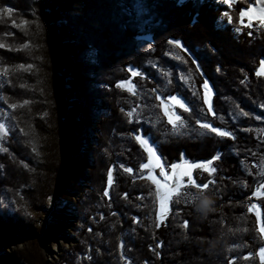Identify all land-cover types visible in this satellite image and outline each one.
Masks as SVG:
<instances>
[{
  "label": "trees",
  "instance_id": "obj_1",
  "mask_svg": "<svg viewBox=\"0 0 264 264\" xmlns=\"http://www.w3.org/2000/svg\"><path fill=\"white\" fill-rule=\"evenodd\" d=\"M57 1L0 0V8L13 9L0 14V69H8L7 75L0 72V115L8 130L0 137V149H6L0 151V239L27 222L41 192L57 188L56 194H78L75 232L82 240L75 256L93 264H227L232 256L238 257L234 264H260L256 251L264 240L248 207L258 205L264 223V197L251 196L264 183V77L255 75L264 59V28L245 27V17L243 25L237 23L248 0H236L231 8L215 0H84L77 12L52 11ZM224 11L231 25L222 21ZM235 27H241L239 34ZM169 39L182 47L169 45ZM129 66L143 78L132 76ZM205 80L215 115L203 103ZM157 95H178L190 107L184 113L173 106L185 119L179 132L167 124ZM10 103L17 108H8ZM240 109L250 115L238 116ZM197 117L235 138L193 132ZM137 128L151 138L167 173L181 154L198 162L221 152L212 176L193 172L197 182L215 181L202 193L212 200L205 216L195 212L193 200L187 202L186 193H201L184 189L156 227L155 185L146 179L148 170L139 168L147 154L129 135ZM185 220L187 229L180 227ZM26 244L10 253L0 250V264H47L36 240ZM249 252L251 257L240 259Z\"/></svg>",
  "mask_w": 264,
  "mask_h": 264
},
{
  "label": "snow or ice",
  "instance_id": "obj_2",
  "mask_svg": "<svg viewBox=\"0 0 264 264\" xmlns=\"http://www.w3.org/2000/svg\"><path fill=\"white\" fill-rule=\"evenodd\" d=\"M177 4H182L185 2V0H176ZM217 4L220 5H228L229 8L232 7V4L236 2V0H215ZM255 7L253 6V0H248L247 9L245 10L243 7H241L239 11V19L237 23L244 24L243 17H248V23L244 25L245 27L251 29L253 27L257 28H264V0H254ZM147 7V5H145ZM13 12V9L11 7H3L0 8V14H3L4 16H8ZM222 17L227 18V23L231 25L233 23V18L231 15H229L228 11H224L221 13ZM255 18L258 21V25H253L251 23L252 19ZM241 27H235L234 31L239 34L241 32ZM249 36L253 35L251 31L247 33ZM169 45H176L181 46V42L179 40H173L169 39L167 41ZM4 44L0 43V48H3ZM182 47V46H181ZM182 50H184L182 48ZM165 55H169V53H165ZM176 60H180L181 57L175 56ZM193 64L196 63L195 60L192 61ZM15 67H24L23 65L15 66ZM28 67H31L30 65ZM153 68L156 67V65H152ZM14 70V69H13ZM219 70V69H218ZM129 71L131 72L132 76H141L143 78V74L135 69L132 66H129ZM197 71H199V68H197ZM0 72L2 74L7 75L8 69H0ZM165 76L168 75V73H164ZM255 75L257 77H264V59H261L259 61V67L255 70ZM248 79L247 76H244L243 79L240 80L241 84H244L245 81ZM171 83V81H169ZM123 82H117V86H122ZM133 85H130L127 90L131 93L133 92ZM204 89L205 95L203 99L204 105H207V113L209 115H215L212 106L209 103V96L211 95V88L209 87V83L207 80H205L201 86ZM155 91V90H153ZM196 93H193V96H195ZM156 99L161 101L160 109L163 111L164 116L167 118V124L172 127L173 131L179 132L181 129H183L185 124V119L181 118V115L176 114L175 112H170L169 108H165L164 106V100H162L161 96L157 95ZM166 101L169 102L170 106H178L184 113L190 112V107L186 106L187 102L183 101V98H178V95H169L166 98H164ZM24 103H27V101H24ZM10 109H16L17 104L10 103L7 105ZM139 107V105L137 106ZM261 107H264V105H261ZM136 109H132L131 111H128L126 115L129 117V123H132L131 117L133 115V112ZM123 111V109L121 110ZM203 112V109L200 110ZM7 115V113H5ZM238 116H244L247 117L250 115L249 112L244 111L243 109H240L237 112ZM14 119V117H12ZM256 119H260L259 116L256 117ZM223 122V121H221ZM195 123L198 125V128H193L192 131L196 132L197 134H202L200 130H207L208 133L215 134L216 137L220 138H235L234 134L230 132L229 130L222 129L220 127L213 126L211 123L206 121H201L198 117L195 120ZM23 132V129H21ZM242 131H248V129H242ZM8 134L7 126L3 121H0V137L6 136ZM130 136L134 138L136 143L140 146V148L143 149V151L147 154V162L140 163L139 168L141 170L147 169V176L146 179L151 181L153 185H155V199L158 203L159 207L156 210V227L159 228L161 226V221L165 218L166 214L169 211V202L172 199V197L175 195L178 197L177 203H179V197L182 195V192L184 189H196L197 192L203 193L205 189L209 187V183L214 184L215 181H208V182H197L196 179H194L193 172L194 170H202L204 172H207L209 176H212L213 173L217 171L216 167H212L214 161H217L221 157V152L219 150L216 151L214 155H212L209 159L205 161H198V162H190L183 159V154H181V162L179 164L173 163L169 165L173 171L171 173H167L165 171V166L161 163L162 157H160L157 154V151L154 149V147L151 145V138L147 137L146 134L143 132V129L137 128L129 133ZM0 151H6V149H0ZM255 166V165H254ZM2 167V166H0ZM123 168V171L126 173H132L133 169L129 167H124L123 165L120 166ZM159 169V175L163 177L164 182L161 183L159 180H157L153 174L152 169ZM179 169V172L176 170ZM113 169L112 167H109L108 174H107V183L110 185L113 183V176H112ZM140 178H145L141 176ZM186 178V179H185ZM221 179H224V177H221ZM261 189H264V183H261L258 185V187L251 192L252 197H264V191H261ZM151 194V193H150ZM104 195L107 197L109 195V189L105 187L104 189ZM126 195V194H124ZM187 195V202H190L193 200L196 195L192 192L186 193ZM139 198V197H138ZM203 207H208V201L203 202ZM258 206L256 204H250L248 207V211L251 212L253 209L257 208ZM211 211V209L209 210ZM115 215V213H113ZM137 217L132 218V222H137ZM257 225L260 224V215L257 213ZM181 228L187 229L188 227V221L185 220L180 225ZM91 231V229H89ZM229 231H232L229 229ZM257 231L260 233V238L264 240V227H258ZM118 247L123 248V242H121ZM157 249L161 247V242H157L156 246ZM238 247V245H232L228 251H232L234 248ZM151 250V246H150ZM253 254L251 252L247 253L243 257H240V259L247 260L249 257H251ZM256 255L259 257L260 264H264V246H261L257 249ZM156 256L159 257L160 253L156 252ZM121 260H126V258L121 254L120 256ZM238 257L232 256L230 259L227 260V264H234V261H236Z\"/></svg>",
  "mask_w": 264,
  "mask_h": 264
},
{
  "label": "rangeland",
  "instance_id": "obj_3",
  "mask_svg": "<svg viewBox=\"0 0 264 264\" xmlns=\"http://www.w3.org/2000/svg\"><path fill=\"white\" fill-rule=\"evenodd\" d=\"M83 2L79 1V9ZM62 11H66L68 6L64 5ZM255 7V4L253 5ZM72 8V7H71ZM74 12H77V4L76 7H73ZM69 11V10H67ZM53 14V13H52ZM54 16V15H53ZM54 18V17H53ZM248 19V17H245ZM252 20L257 21L255 18ZM223 22L226 21V17L222 19ZM258 22V21H257ZM205 95V92H204ZM212 95V92H211ZM211 95L209 96V103H211ZM164 100L165 108H169V111L172 112L173 106H170L169 102ZM0 121H3L1 119ZM157 179H159L162 183L164 182L163 177L159 175V169L154 168ZM87 186L85 185V188ZM57 188L54 189V192L51 194L49 192L46 193V189L41 192V202L39 203V208L32 211L27 217V222L25 224L20 225V230H16L18 232L14 234H8L7 236L0 239V250H6L7 252H12L14 249H20L24 246H28L26 243L33 239L38 243V248L42 252V256L47 262V264H67L68 260L73 259L75 261H70V264H93L92 260L88 258H84L83 254L81 256H75V250L80 245L79 242L81 237L75 230H78V222H77V212L74 206V203L78 197L77 195L66 196L65 194L60 195L56 194ZM65 207L66 212L69 210H73L75 215L73 219H71V224L69 226L64 225L63 223H57V212L59 206ZM170 205V202H169ZM54 207L53 212L50 214L46 226L42 230L43 222L45 219V215L51 207ZM258 206V205H257ZM159 205H157V208ZM64 210V209H63ZM62 211V210H61ZM254 214L257 216V213L260 215V224L259 227H264V223H262V216L259 207L252 210ZM65 212V211H63ZM167 215V214H166ZM166 217V216H165ZM72 218V215H71ZM62 228H65L64 230ZM60 233H56V231ZM38 235V236H37ZM9 236H12L9 238ZM17 236H21L18 238ZM8 237V239H6ZM82 246V245H81ZM54 248V249H53Z\"/></svg>",
  "mask_w": 264,
  "mask_h": 264
},
{
  "label": "bare ground",
  "instance_id": "obj_4",
  "mask_svg": "<svg viewBox=\"0 0 264 264\" xmlns=\"http://www.w3.org/2000/svg\"><path fill=\"white\" fill-rule=\"evenodd\" d=\"M79 1L80 0H63L62 4L68 6V8L69 7L73 8V7H76V4H78ZM83 1L84 0H81V2H83ZM53 210H54V208H53ZM53 210H52V212H53ZM58 211L59 212H57L56 209H55V212L57 213V216H56L57 217V219H56L57 223L60 222V223H63L64 225H66V226H69V224H71V219H73V217H74L73 210L71 209V210H69V212H66L65 207L60 205ZM63 211H65V212H63ZM71 215H72V218H71ZM62 229L64 230L65 228H62ZM56 233L59 234L60 232L57 230Z\"/></svg>",
  "mask_w": 264,
  "mask_h": 264
},
{
  "label": "clouds",
  "instance_id": "obj_5",
  "mask_svg": "<svg viewBox=\"0 0 264 264\" xmlns=\"http://www.w3.org/2000/svg\"><path fill=\"white\" fill-rule=\"evenodd\" d=\"M208 201V207H203V202ZM194 202V210L200 216L203 217L207 214V212L211 209L212 200L207 194H200L193 199Z\"/></svg>",
  "mask_w": 264,
  "mask_h": 264
},
{
  "label": "water",
  "instance_id": "obj_6",
  "mask_svg": "<svg viewBox=\"0 0 264 264\" xmlns=\"http://www.w3.org/2000/svg\"><path fill=\"white\" fill-rule=\"evenodd\" d=\"M63 3V0H58L55 5L52 7V11L54 9H57L59 11H62L63 8H65V6L62 4ZM62 9V10H61ZM67 10H71V11H74L73 8L69 7V8H66ZM66 10V11H67ZM77 10H79V2L77 4ZM63 12V11H62ZM53 16V14H52ZM54 17V16H53ZM56 24V23H55ZM56 33H57V30H56ZM65 83V78H63V84ZM68 111V108L65 109V113ZM62 147H63V144H62ZM53 206L48 209L46 215H45V219H44V222H43V227H42V230L44 229V227L46 226V223H47V220H48V217L50 216V214L52 213V210H53ZM74 215H75V212L73 211ZM38 236V235H37ZM12 236H9V238H11ZM18 238H20L21 236H17ZM6 239H8V237H6Z\"/></svg>",
  "mask_w": 264,
  "mask_h": 264
}]
</instances>
